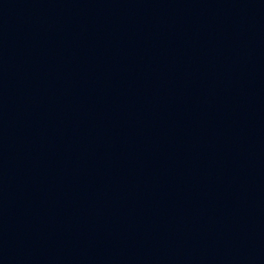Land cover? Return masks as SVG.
<instances>
[{"label":"water","instance_id":"95a60500","mask_svg":"<svg viewBox=\"0 0 264 264\" xmlns=\"http://www.w3.org/2000/svg\"><path fill=\"white\" fill-rule=\"evenodd\" d=\"M0 264H264V0H0Z\"/></svg>","mask_w":264,"mask_h":264}]
</instances>
